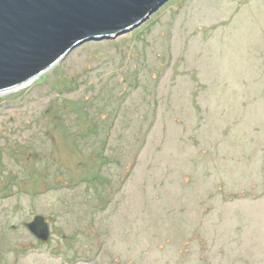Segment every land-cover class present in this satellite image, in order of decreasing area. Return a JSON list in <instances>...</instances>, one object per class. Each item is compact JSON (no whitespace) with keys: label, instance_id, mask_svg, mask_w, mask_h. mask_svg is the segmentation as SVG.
<instances>
[{"label":"rangeland","instance_id":"rangeland-1","mask_svg":"<svg viewBox=\"0 0 264 264\" xmlns=\"http://www.w3.org/2000/svg\"><path fill=\"white\" fill-rule=\"evenodd\" d=\"M0 264H264V0H169L0 93Z\"/></svg>","mask_w":264,"mask_h":264},{"label":"water","instance_id":"water-1","mask_svg":"<svg viewBox=\"0 0 264 264\" xmlns=\"http://www.w3.org/2000/svg\"><path fill=\"white\" fill-rule=\"evenodd\" d=\"M169 0H0V93L21 86L73 48L130 32ZM52 218L23 226L39 244L51 239Z\"/></svg>","mask_w":264,"mask_h":264},{"label":"flooded vegetation","instance_id":"flooded-vegetation-1","mask_svg":"<svg viewBox=\"0 0 264 264\" xmlns=\"http://www.w3.org/2000/svg\"><path fill=\"white\" fill-rule=\"evenodd\" d=\"M38 243V242H37Z\"/></svg>","mask_w":264,"mask_h":264}]
</instances>
